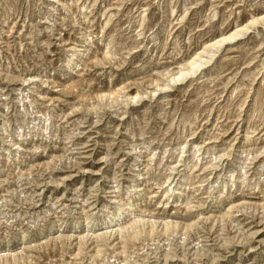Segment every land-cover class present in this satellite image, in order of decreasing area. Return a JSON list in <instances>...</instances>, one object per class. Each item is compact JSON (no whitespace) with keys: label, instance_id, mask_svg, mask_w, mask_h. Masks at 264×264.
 <instances>
[{"label":"rangeland","instance_id":"374dc122","mask_svg":"<svg viewBox=\"0 0 264 264\" xmlns=\"http://www.w3.org/2000/svg\"><path fill=\"white\" fill-rule=\"evenodd\" d=\"M263 18L0 0V264H264Z\"/></svg>","mask_w":264,"mask_h":264},{"label":"bare ground","instance_id":"6f19581e","mask_svg":"<svg viewBox=\"0 0 264 264\" xmlns=\"http://www.w3.org/2000/svg\"><path fill=\"white\" fill-rule=\"evenodd\" d=\"M263 20H264V18H263ZM255 22H257V20H252L251 24H254ZM224 40H225V38L217 40L215 42V44H213V46H219ZM199 67H200V64L197 62V59H193V61L189 64V66H187L185 68V70L180 71L179 76L177 78L183 79L184 77H186L189 74L196 73V72H198Z\"/></svg>","mask_w":264,"mask_h":264}]
</instances>
